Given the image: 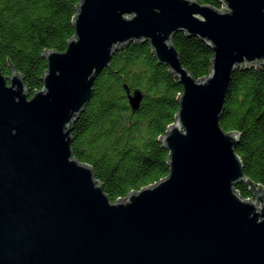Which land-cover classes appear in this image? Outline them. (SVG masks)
I'll list each match as a JSON object with an SVG mask.
<instances>
[{
    "label": "water",
    "instance_id": "obj_1",
    "mask_svg": "<svg viewBox=\"0 0 264 264\" xmlns=\"http://www.w3.org/2000/svg\"><path fill=\"white\" fill-rule=\"evenodd\" d=\"M81 0L64 52L45 51L42 89L0 70V264H264V190L248 182L239 132L221 126L237 69L264 66V0ZM213 52L197 80L173 39ZM149 43L183 86L161 138L169 175L113 202L74 154L73 130L97 78L124 46ZM142 94L130 97L133 111Z\"/></svg>",
    "mask_w": 264,
    "mask_h": 264
},
{
    "label": "trees",
    "instance_id": "obj_2",
    "mask_svg": "<svg viewBox=\"0 0 264 264\" xmlns=\"http://www.w3.org/2000/svg\"><path fill=\"white\" fill-rule=\"evenodd\" d=\"M81 0H0V70L12 67L30 94L43 87L45 51L64 52L75 36ZM222 9L219 0H197ZM184 67L197 79L209 75L214 52L200 38L175 35ZM142 94L133 111L130 97ZM183 86L158 63L149 43L133 42L113 56L96 80L94 95L73 130V151L92 166L109 198L116 202L153 185L170 173L169 151L160 138L175 123ZM221 126L239 132L236 148L248 182L236 186L245 199L264 190V66L237 69L226 97Z\"/></svg>",
    "mask_w": 264,
    "mask_h": 264
}]
</instances>
